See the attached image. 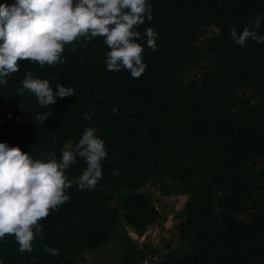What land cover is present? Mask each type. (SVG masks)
I'll return each mask as SVG.
<instances>
[{
  "label": "rangeland",
  "instance_id": "obj_1",
  "mask_svg": "<svg viewBox=\"0 0 264 264\" xmlns=\"http://www.w3.org/2000/svg\"><path fill=\"white\" fill-rule=\"evenodd\" d=\"M150 2L159 14L167 4ZM183 2V35L168 42L166 54L174 98L169 103L154 98L141 79L119 72L88 76L91 65L105 60L102 36L74 41L75 53L66 45L63 64L41 67L18 59L19 71L0 90V141L33 156L55 151L59 158L63 147L78 142L83 122L112 129L118 140L105 142L108 156L95 187L77 186L86 167L82 158L66 170L73 181L66 190L70 199L40 220L43 236L36 235L31 252H20L14 235L5 234L4 264L33 258L35 264H87L96 249L117 254L116 238L107 232L118 229L125 195L149 192L156 198L162 189L171 193L161 206L163 226L174 224L189 247L181 264H264V43L249 39L241 47L229 31L251 24L264 34V18L258 28L253 23L264 17V0ZM26 71L49 79L54 91L59 81L75 93L42 106L19 83ZM93 109L91 119H84ZM44 112L45 120L36 117ZM162 132L169 137L164 144ZM62 224L68 229L61 230ZM45 246L58 248L59 255Z\"/></svg>",
  "mask_w": 264,
  "mask_h": 264
},
{
  "label": "clouds",
  "instance_id": "obj_2",
  "mask_svg": "<svg viewBox=\"0 0 264 264\" xmlns=\"http://www.w3.org/2000/svg\"><path fill=\"white\" fill-rule=\"evenodd\" d=\"M150 0H15L6 5L0 3V84L6 77L19 71L18 59L27 58L43 67L45 64H63L61 55L66 45L69 51H77L76 43L81 39L91 41L102 36L108 48L105 64L108 70L124 68L133 78H139L147 64L143 60L145 45L156 50L157 31L154 27L139 31L145 19L151 20ZM262 16L258 15L254 25L258 28ZM231 39L241 47L251 39L264 43V34L257 33L251 24L240 32L236 26L229 29ZM23 89L35 95L42 106L55 103L56 99L74 95L71 85L59 81L53 84L47 78L26 71L19 81ZM118 109L113 106L112 111ZM84 114L89 120L94 114ZM49 114L36 117L46 119ZM99 130L86 126L74 145L69 142L61 149L57 158L55 151L43 150L39 156L22 151L19 146H9L0 141V240L5 234L14 235L20 252H31L36 235L43 236L40 220L50 210L70 199L66 191L73 183L66 170L82 158L86 167L76 180L77 186L93 188L103 174L102 162L108 156L105 141L97 135ZM32 151L36 145L30 146ZM113 174H118L114 169ZM52 256L59 249L45 246ZM0 264H4L0 258ZM29 264H35L33 258Z\"/></svg>",
  "mask_w": 264,
  "mask_h": 264
},
{
  "label": "trees",
  "instance_id": "obj_3",
  "mask_svg": "<svg viewBox=\"0 0 264 264\" xmlns=\"http://www.w3.org/2000/svg\"><path fill=\"white\" fill-rule=\"evenodd\" d=\"M196 1L197 0H190V2L192 3H195ZM14 2L15 0H9L6 3L12 4ZM183 4V0H167V4L164 7L163 13L159 14L158 11L160 10L152 9V19L150 21L145 19L144 24H142L139 29L141 33H143L145 28L147 27H154V29L157 31V48L156 50H152L145 45V50L143 52V60L146 62L147 67L145 71L141 74V76L137 79H141L150 89V92L154 96V98H158L161 102L169 103L170 100L174 99L172 96V92L170 91V88L168 86L169 81L167 78L168 70L166 54L169 50L168 48L170 43L168 42L171 39H174V37L176 38L174 41H176L183 35V33L181 32L182 29L180 27V20L183 19V15L181 14V8L183 7ZM88 69V76L90 77H104L106 75H112L114 74V72H119L128 76L129 78H133L130 75L129 71L124 68H121L119 71L108 70L105 64V60L99 61L98 63L91 65ZM14 77L15 72L10 73L6 77V82L4 84H0V90L6 87L7 84H9L14 79ZM87 125L88 124L85 122L80 123L78 131L82 133L83 128ZM96 128L99 130L97 132V135L101 137L105 142H115L116 140H118L116 137V133L112 129H108L106 127L105 129L101 126H98ZM200 132L201 131H198L196 135H194V138L192 137V141L195 143V147H198V144H200L201 137L197 136V134ZM160 136V141L163 138V144L164 140L169 138H166V136L163 137V132ZM38 156L39 153L37 154V157ZM208 172L211 173V170H209ZM230 176L234 177V174H231ZM242 176L243 175H240V177ZM162 191H168V189H162ZM124 198L126 199H124L123 201V208L117 214L116 223L118 224V229L114 228L107 232V234H109V236H111V234H114V237L122 246V263L133 264L138 259L143 258L147 253L154 252L151 249H148L146 246L138 248V246L127 235L126 229L124 230V226H128L140 235L144 231L146 225H148L150 222H154L160 219L161 214L159 210L152 204L151 197L147 193H129L128 195H125ZM130 200H132L131 206L127 207L125 202L127 203ZM136 200H138V202L134 203ZM66 229H68V225L62 224L61 230ZM180 237L184 241L182 242L184 247L168 252L166 260L163 261L161 264H181L183 258L186 259L188 255L187 252H189V247L186 244L184 237H182V235H180Z\"/></svg>",
  "mask_w": 264,
  "mask_h": 264
},
{
  "label": "crops",
  "instance_id": "obj_4",
  "mask_svg": "<svg viewBox=\"0 0 264 264\" xmlns=\"http://www.w3.org/2000/svg\"><path fill=\"white\" fill-rule=\"evenodd\" d=\"M147 194L151 197L152 204L159 210L161 218L149 223L152 225V230L146 236V240L144 241L139 240L143 232L139 235L128 226H124V230L126 229L127 235L138 246V248L146 246L148 249H151L156 255L155 264H161L166 260L168 252L183 248L184 245L182 242L184 241L181 239L174 224L166 225V223H164L163 226V221L166 220L167 216L166 213L161 210V206L164 204L166 199L169 198L171 193L169 191H161L159 193H155L157 194L156 198H153L152 194L149 192ZM116 242L118 245L117 254L112 250L110 256L108 249H96L94 250L93 256L86 261L87 264H123L122 246L119 244L117 239ZM141 259L142 258L138 259L133 264H138Z\"/></svg>",
  "mask_w": 264,
  "mask_h": 264
},
{
  "label": "built area",
  "instance_id": "obj_5",
  "mask_svg": "<svg viewBox=\"0 0 264 264\" xmlns=\"http://www.w3.org/2000/svg\"><path fill=\"white\" fill-rule=\"evenodd\" d=\"M129 230V229H127ZM152 225L148 224L143 231V234L140 236L139 240L144 241L146 240V236L151 232ZM156 262V255L154 253H147L138 264H155Z\"/></svg>",
  "mask_w": 264,
  "mask_h": 264
}]
</instances>
